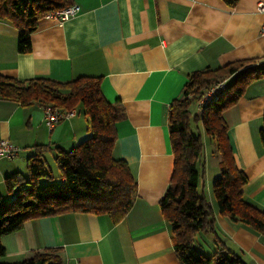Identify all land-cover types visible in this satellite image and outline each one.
Here are the masks:
<instances>
[{"label":"crops","instance_id":"0c3cea01","mask_svg":"<svg viewBox=\"0 0 264 264\" xmlns=\"http://www.w3.org/2000/svg\"><path fill=\"white\" fill-rule=\"evenodd\" d=\"M259 2L264 0H240L228 8L221 0H73L77 14L62 23L40 20L27 53L17 50L16 28L0 20V76L60 82L98 78L104 99L122 105L126 117L116 126L112 155L126 162L137 183L134 204L119 223L80 213L27 220L1 238L0 263H18L54 248L62 264H179L159 209L173 172L169 106L191 73L264 61ZM263 116L264 77L247 85L222 114L235 167L247 178L244 199L259 210H264V150L258 134ZM87 137L84 116L76 113L50 130L41 107L22 108L0 98V138L18 149L16 157L0 161V191L6 176L26 174L34 146L69 150ZM205 148L202 186L217 237L198 233L195 248L211 256L225 247L245 264H264V236L218 213L211 191L220 159L211 145ZM42 159L55 164L52 151Z\"/></svg>","mask_w":264,"mask_h":264},{"label":"trees","instance_id":"16d2710c","mask_svg":"<svg viewBox=\"0 0 264 264\" xmlns=\"http://www.w3.org/2000/svg\"><path fill=\"white\" fill-rule=\"evenodd\" d=\"M234 8L240 0H221ZM73 5V0H0V20L9 21L18 31L17 50L31 49L30 35L49 12ZM264 77V61L242 60L217 69L191 73L181 95L167 113L173 172L159 209L170 226V238L179 264H245L239 255L220 247L206 256L194 246L198 233L215 235L214 213L203 193L205 147L212 146L220 159V175L213 181L212 196L218 213L232 223L251 228L264 236V210L248 203L242 187L246 176L234 164L223 112L234 106L247 85ZM224 82L222 92L212 102L201 105L204 92ZM0 98L22 108L49 107L64 112L81 110L88 137L69 150L34 146L26 160V174L19 172L3 180L0 191V240L18 231L27 220L65 213L107 216L119 223L137 197V183L123 160L112 155L116 126L125 120L119 102L108 103L98 78L79 77L60 82L49 78L16 80L0 76ZM264 150V116L259 128ZM52 151L61 182L40 186L41 180L53 182L43 155ZM200 192V193H198ZM5 249L0 242V258ZM62 264L57 249L32 254L18 263Z\"/></svg>","mask_w":264,"mask_h":264},{"label":"built area","instance_id":"2783aa9c","mask_svg":"<svg viewBox=\"0 0 264 264\" xmlns=\"http://www.w3.org/2000/svg\"><path fill=\"white\" fill-rule=\"evenodd\" d=\"M77 7L71 5L61 10H53L49 12L44 18L54 20L58 23L65 22L73 18L77 14ZM256 11L263 16V23L260 29L261 35H264V3L259 2L256 6ZM224 82L217 83L207 89L204 92V96L200 101L201 105L208 104L216 99V97L222 92L224 88ZM43 110V122L48 129H53L62 121L72 118L76 115L74 110L70 112H64L58 109H52L49 107L42 108ZM18 154V149L11 144L8 140L0 138V161L11 160Z\"/></svg>","mask_w":264,"mask_h":264},{"label":"rangeland","instance_id":"374dc122","mask_svg":"<svg viewBox=\"0 0 264 264\" xmlns=\"http://www.w3.org/2000/svg\"><path fill=\"white\" fill-rule=\"evenodd\" d=\"M77 114H78L79 117H81V118L83 117V114H82L81 110H79V112ZM47 161L48 162L46 164V169L51 172V175L53 176L54 180H53V182H50L49 180H41L40 181V186L47 185V184H50V183H54V184L58 185V183H57V181L59 179L58 178L59 177L58 170L55 167L54 163L50 162L49 160H47ZM203 181H204V179H203Z\"/></svg>","mask_w":264,"mask_h":264}]
</instances>
